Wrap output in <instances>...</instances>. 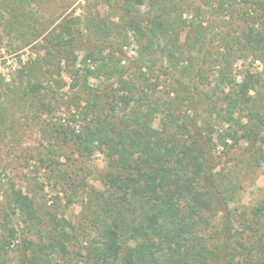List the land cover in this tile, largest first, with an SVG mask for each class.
I'll list each match as a JSON object with an SVG mask.
<instances>
[{
    "label": "trees",
    "instance_id": "1",
    "mask_svg": "<svg viewBox=\"0 0 264 264\" xmlns=\"http://www.w3.org/2000/svg\"><path fill=\"white\" fill-rule=\"evenodd\" d=\"M10 1L16 22L22 0ZM108 2L104 16L63 18L43 40L48 68L26 63L28 84L0 88V108L25 98L52 114L70 74L71 120L51 136L104 155L96 208L76 228L0 177V264L19 242L29 264H264V200L238 214L242 185L225 168L264 165V0Z\"/></svg>",
    "mask_w": 264,
    "mask_h": 264
},
{
    "label": "rangeland",
    "instance_id": "2",
    "mask_svg": "<svg viewBox=\"0 0 264 264\" xmlns=\"http://www.w3.org/2000/svg\"><path fill=\"white\" fill-rule=\"evenodd\" d=\"M6 3L7 0H0V88H5L7 82L28 84L29 75L18 72L26 63L38 60L36 66L41 65L44 70L48 68L49 63L44 60L48 57V50L42 47L43 40L63 18H85L96 13L104 16L111 9L108 0H22L21 4L15 2L19 9H23L22 18L15 22V11L12 10L15 7L10 5L11 1L8 5ZM144 6L147 8L148 3ZM258 65L264 69V62ZM60 78L65 83L60 93L65 104L62 99L60 102L66 110L36 115L25 98L10 100L0 108V177L9 179V184L15 181L30 192L36 198L40 211L50 210L58 215L61 222L80 228L96 208L91 204L89 191L101 189L97 176L104 169L106 159L99 151L81 154L69 144L61 148L60 144L54 143L52 129L71 120L67 94L70 93L72 78L66 71ZM216 109L218 111L215 105L207 107L203 117L206 130L209 123L213 127L212 133L218 136ZM239 152L234 150L232 157ZM238 157L229 160L225 168L231 170L233 178L242 185L238 196L230 203L239 214L242 209L250 211L264 200V165L255 167L239 163L236 162ZM65 172V178L72 176L77 187L69 186L66 179L61 178ZM9 184L3 189L5 194L0 197L1 204H7ZM248 219L250 221L251 217ZM18 223L25 226L21 220ZM238 228L241 229L242 225ZM21 244L19 242L11 248L5 256L6 264H29L21 257ZM75 245V250H80V243Z\"/></svg>",
    "mask_w": 264,
    "mask_h": 264
}]
</instances>
